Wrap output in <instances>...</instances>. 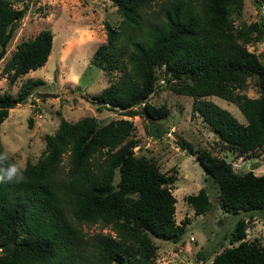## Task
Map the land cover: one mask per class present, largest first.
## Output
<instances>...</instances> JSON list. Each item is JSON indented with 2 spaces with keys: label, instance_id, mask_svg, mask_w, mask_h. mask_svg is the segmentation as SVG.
Masks as SVG:
<instances>
[{
  "label": "trees",
  "instance_id": "obj_1",
  "mask_svg": "<svg viewBox=\"0 0 264 264\" xmlns=\"http://www.w3.org/2000/svg\"><path fill=\"white\" fill-rule=\"evenodd\" d=\"M115 3L121 21L117 27L105 22L106 42L97 46L91 62L108 70L121 56L124 73L92 96L99 110L117 108L151 120L166 117L169 109L164 103L155 106L148 101L161 69L167 88L192 96L193 111L227 148L245 154L264 145V62L247 47L262 38L264 27L233 22L231 13L240 12L242 0ZM27 8L28 2L16 7L10 0H0V58ZM52 42L49 28L18 42L2 73L13 82L42 66ZM253 75L258 95L234 89ZM42 83L41 78L27 77L16 95L0 93V123L8 108ZM208 95L235 103L245 121ZM140 103L139 110L134 108ZM133 126V120L124 117L101 124L91 115L75 121L62 118L47 135L42 156L23 166L25 180L0 181V264H154L153 236L181 238L189 219L175 221L176 197L167 184L173 178L153 159L134 152ZM176 142L213 178L223 209L264 211V173L236 171L223 156L195 147L184 137ZM7 162L18 163L12 156ZM185 199L197 214L212 208L204 186ZM82 223L100 230L87 234ZM106 227L109 230L102 231ZM245 235L241 217L230 232V245L216 252L209 264H264V245Z\"/></svg>",
  "mask_w": 264,
  "mask_h": 264
},
{
  "label": "rangeland",
  "instance_id": "obj_2",
  "mask_svg": "<svg viewBox=\"0 0 264 264\" xmlns=\"http://www.w3.org/2000/svg\"><path fill=\"white\" fill-rule=\"evenodd\" d=\"M10 1L16 7L28 2V8L17 22L6 52L0 58V93L16 95L27 77L41 78L44 83L38 85L24 101L8 108L7 116L0 123L2 154L8 152V156L23 166L27 161L36 162L43 154L47 135L55 131L62 118L75 121L91 115L96 117L98 124L113 118H129L134 123V152L153 159L173 178L167 184L176 197L175 221L180 223L186 217L189 219L178 241L153 236L157 244L154 264H209L216 252L230 245V232L241 217L245 218V237L264 245V211L231 213L223 209L213 178L195 155L177 145L176 139L184 137L195 147L223 156L236 171L252 170L257 174L264 173V145L245 154L227 148L202 115L193 111L192 96L176 94L167 88L161 69L156 71V89L148 101L155 106L164 103L169 109L166 117L151 120L144 114L130 116L117 108H97L92 96L124 73V57H117L114 61L117 65L108 70L91 62L97 46L106 42L105 22L117 27L121 21L115 0ZM231 16L238 26L257 22L259 27H264V0H242L240 12L233 11ZM44 28H49L53 34L47 61L11 82L2 73L11 52L18 42L32 38ZM247 47L264 62V35L261 39L251 40ZM234 89L249 96L258 95L256 76H249ZM205 97L229 109L240 121H245L235 103L215 95ZM141 107L142 103L134 108L139 110ZM63 158L65 161L66 155ZM117 179L115 175L113 182L116 183ZM201 186L208 191L212 208L197 214L185 196L197 192ZM82 228L87 234L100 230L98 225L88 223H82ZM108 230L107 227L102 228L104 232Z\"/></svg>",
  "mask_w": 264,
  "mask_h": 264
},
{
  "label": "clouds",
  "instance_id": "obj_3",
  "mask_svg": "<svg viewBox=\"0 0 264 264\" xmlns=\"http://www.w3.org/2000/svg\"><path fill=\"white\" fill-rule=\"evenodd\" d=\"M8 152L0 154V181L22 182L25 180L22 163H8Z\"/></svg>",
  "mask_w": 264,
  "mask_h": 264
}]
</instances>
